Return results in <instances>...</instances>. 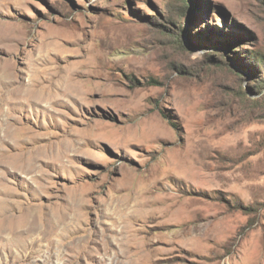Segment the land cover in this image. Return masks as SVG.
Listing matches in <instances>:
<instances>
[{
    "label": "rangeland",
    "instance_id": "1",
    "mask_svg": "<svg viewBox=\"0 0 264 264\" xmlns=\"http://www.w3.org/2000/svg\"><path fill=\"white\" fill-rule=\"evenodd\" d=\"M186 1L0 0V264H264V0Z\"/></svg>",
    "mask_w": 264,
    "mask_h": 264
},
{
    "label": "bare ground",
    "instance_id": "2",
    "mask_svg": "<svg viewBox=\"0 0 264 264\" xmlns=\"http://www.w3.org/2000/svg\"><path fill=\"white\" fill-rule=\"evenodd\" d=\"M65 81V80H64ZM75 82V81H74ZM76 83V82H75ZM75 83H71L70 85H68V84H65V83H62V84H60V86L63 88V89H65V90H67V88L68 89H70V91L71 92H73V91H75V89H74V85H76ZM77 83H79V82H77ZM41 86V85H40ZM43 86V85H42ZM58 86V85H57ZM17 87V86H16ZM19 87V86H18ZM42 88V87H41ZM48 88V87H47ZM26 89V88H25ZM74 89V90H73ZM28 90V89H27ZM18 91L20 92V90L18 89ZM16 93H18V92H16ZM52 93V92H51ZM69 93V92H68ZM36 95V99L37 100H40V101H47V100H49V99H51V94L50 93H47V91L45 92L44 90L43 91H41V93H37V94H35ZM29 97V93H28V91H27V93L25 94V97ZM67 96V95H66ZM2 120V119H1ZM3 127V126H2ZM6 135V134H5ZM49 146V145H48ZM25 228V227H24Z\"/></svg>",
    "mask_w": 264,
    "mask_h": 264
},
{
    "label": "trees",
    "instance_id": "3",
    "mask_svg": "<svg viewBox=\"0 0 264 264\" xmlns=\"http://www.w3.org/2000/svg\"><path fill=\"white\" fill-rule=\"evenodd\" d=\"M183 1V9H186L187 8V5H186V3H187V1L186 0H182ZM177 36H179V35H177ZM193 43L191 42V44L190 45H192ZM258 58H262L263 59V57L262 56H259ZM262 64L264 65V59H263V62H262ZM239 207H242L241 205L239 206Z\"/></svg>",
    "mask_w": 264,
    "mask_h": 264
}]
</instances>
